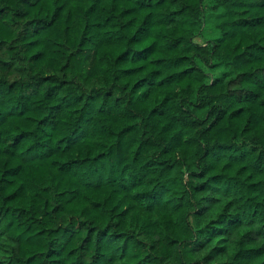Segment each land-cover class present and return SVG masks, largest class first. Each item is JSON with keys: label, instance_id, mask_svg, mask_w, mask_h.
Instances as JSON below:
<instances>
[{"label": "trees", "instance_id": "obj_1", "mask_svg": "<svg viewBox=\"0 0 264 264\" xmlns=\"http://www.w3.org/2000/svg\"><path fill=\"white\" fill-rule=\"evenodd\" d=\"M0 264H264V0H0Z\"/></svg>", "mask_w": 264, "mask_h": 264}, {"label": "rangeland", "instance_id": "obj_2", "mask_svg": "<svg viewBox=\"0 0 264 264\" xmlns=\"http://www.w3.org/2000/svg\"><path fill=\"white\" fill-rule=\"evenodd\" d=\"M221 10L216 12L215 14H207L205 16V32L206 36L213 38L217 34V24L219 21V15L221 14Z\"/></svg>", "mask_w": 264, "mask_h": 264}]
</instances>
